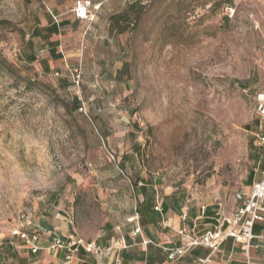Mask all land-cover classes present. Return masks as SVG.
Instances as JSON below:
<instances>
[{"label": "rangeland", "instance_id": "1", "mask_svg": "<svg viewBox=\"0 0 264 264\" xmlns=\"http://www.w3.org/2000/svg\"><path fill=\"white\" fill-rule=\"evenodd\" d=\"M27 10L0 0V264L21 262L10 231L39 215L68 213L83 239L119 227L107 240L156 200L238 206L264 164V0H130L122 33L63 32L78 86L19 64Z\"/></svg>", "mask_w": 264, "mask_h": 264}, {"label": "crops", "instance_id": "2", "mask_svg": "<svg viewBox=\"0 0 264 264\" xmlns=\"http://www.w3.org/2000/svg\"><path fill=\"white\" fill-rule=\"evenodd\" d=\"M77 1L79 0H25L28 10L23 31L26 34L19 49L18 62L41 75L56 77L59 85L71 82L69 74L73 68L72 64L67 63L61 51L64 40L63 32L114 31L110 17L122 12L130 0H80L89 1L94 7L92 21L75 17L73 9ZM257 169H259V163L255 171ZM257 177L253 176L249 182L246 180L245 193L249 192ZM157 202L156 200L155 205L148 208V216H144L147 211L140 209V215L136 212L127 217L128 231L124 237L127 248L117 254L120 260L118 264H169L167 252L181 245L177 235L181 227L187 226L193 235L198 236L212 230L218 218L228 217L232 212H224L220 207L206 209L203 206L196 215L194 212H188L187 220L182 221L180 216L186 208L179 209L176 201L163 200L162 203L160 202L161 211L159 212L155 210ZM135 215L138 219L130 222L129 219L135 218ZM137 225L140 227V234L134 236L133 231ZM32 229L46 232L48 238L38 242L40 250L32 255L21 241V247L27 249V252L18 255L23 256L19 264H116L113 255L92 257L83 253H79L71 262L66 263L64 251L50 252L46 249L52 237L64 238L70 233L76 234V227L68 213L65 215L59 213L56 216H36L33 219ZM118 229L119 227L104 225L99 230L100 239H95V241L101 245L107 244L115 237L105 240L100 236H105ZM253 233L264 235V222L256 223ZM143 240L148 243L144 244ZM206 257H209V264H247V262L264 264V239H253L248 251L232 239L224 241L218 251L213 254H210L205 247H194L183 258L172 264H197V258Z\"/></svg>", "mask_w": 264, "mask_h": 264}, {"label": "built area", "instance_id": "3", "mask_svg": "<svg viewBox=\"0 0 264 264\" xmlns=\"http://www.w3.org/2000/svg\"><path fill=\"white\" fill-rule=\"evenodd\" d=\"M94 7L89 1H77L73 9L75 17L78 19H85L92 21ZM16 57V55L14 54ZM70 79L74 86H78L81 79L80 68H76L70 72ZM257 113L260 121H264V87L256 95ZM261 129V126H259ZM257 146L264 154V135L258 133ZM258 177L253 181L248 193H238L235 196V200L238 206L226 217L222 216L218 218L216 226L205 233L195 236L193 235L187 226L181 227L177 231V235L181 242L179 247L168 250L167 261L169 264L176 262L183 258L194 247H205L210 251V254L218 251L221 244L227 239H232L236 243L241 244L245 251H248L250 243L253 239H264V235H255L253 228L256 223L264 222V169L255 171ZM155 210L161 211V204L156 203ZM188 209L186 208L181 214L182 221H186L188 217ZM220 217V216H219ZM138 219L130 218L132 222ZM32 227V223L26 220L23 223L15 225L10 231V237L16 238L23 242L27 249L35 254L40 250L38 242L42 239H47L46 232L39 229L28 230ZM140 234V227L137 225L133 231V235ZM144 244L148 241L143 240ZM127 248V243L124 236L117 237L107 244L101 245L95 240H85L74 233L68 234L66 237L54 236L48 242L46 249L50 252L64 251L66 263L71 262L79 253H83L88 256H115V263L120 262L117 254ZM209 257L197 258V264H209ZM247 264H252L247 262Z\"/></svg>", "mask_w": 264, "mask_h": 264}, {"label": "trees", "instance_id": "4", "mask_svg": "<svg viewBox=\"0 0 264 264\" xmlns=\"http://www.w3.org/2000/svg\"><path fill=\"white\" fill-rule=\"evenodd\" d=\"M123 17V15H121V14H115V15H113V16H111L110 17V21H111V23H112V29H113V27H114V24H115V26H118V21H119V19H121ZM124 27H119L118 26V30H117V32L118 33H122V32H124ZM19 57V56H18ZM70 84L72 85V86H74L73 85V83H72V81L70 82ZM260 92V91H259ZM73 103H75V102H73ZM263 135H264V133H263ZM262 152V151H261ZM262 156H264V154H263V152H262ZM264 158V157H263ZM264 160V159H263ZM259 169L260 170H262V169H264V164L263 165H261V167H260V163H259ZM252 179V174L251 173H249V175H248V177H247V182H249L250 180Z\"/></svg>", "mask_w": 264, "mask_h": 264}]
</instances>
